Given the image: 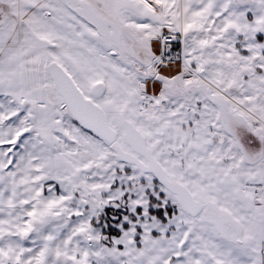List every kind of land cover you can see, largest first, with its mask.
Instances as JSON below:
<instances>
[{"label":"snow or ice","instance_id":"6c2138e0","mask_svg":"<svg viewBox=\"0 0 264 264\" xmlns=\"http://www.w3.org/2000/svg\"><path fill=\"white\" fill-rule=\"evenodd\" d=\"M0 264H264V0H0Z\"/></svg>","mask_w":264,"mask_h":264}]
</instances>
